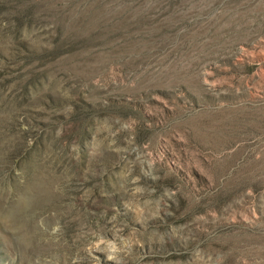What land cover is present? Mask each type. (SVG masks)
I'll return each instance as SVG.
<instances>
[{
	"label": "rangeland",
	"instance_id": "obj_1",
	"mask_svg": "<svg viewBox=\"0 0 264 264\" xmlns=\"http://www.w3.org/2000/svg\"><path fill=\"white\" fill-rule=\"evenodd\" d=\"M0 264H264V0H0Z\"/></svg>",
	"mask_w": 264,
	"mask_h": 264
}]
</instances>
